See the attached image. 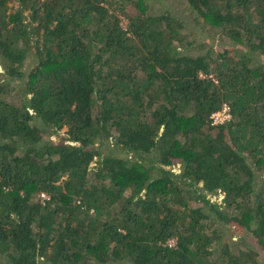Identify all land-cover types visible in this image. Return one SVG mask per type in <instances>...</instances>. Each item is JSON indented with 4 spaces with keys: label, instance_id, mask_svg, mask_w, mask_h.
<instances>
[{
    "label": "trees",
    "instance_id": "16d2710c",
    "mask_svg": "<svg viewBox=\"0 0 264 264\" xmlns=\"http://www.w3.org/2000/svg\"><path fill=\"white\" fill-rule=\"evenodd\" d=\"M9 1L0 0L8 264H259L241 245L231 251L218 220L264 247V0H187L249 49L213 57L182 52V21L147 0H19L14 11ZM128 5L136 12L124 27ZM224 103L231 119L212 125ZM65 126V140H51Z\"/></svg>",
    "mask_w": 264,
    "mask_h": 264
},
{
    "label": "rangeland",
    "instance_id": "374dc122",
    "mask_svg": "<svg viewBox=\"0 0 264 264\" xmlns=\"http://www.w3.org/2000/svg\"><path fill=\"white\" fill-rule=\"evenodd\" d=\"M151 5L152 9L158 13L164 11H169L175 17H178L184 24L183 32V45H180L182 52L190 54L192 56H215L217 52L223 51H232V52H243L248 49L246 46H241L240 44L235 43L228 37L221 35L219 30L210 26L203 18L199 16L196 10L188 3L187 0H147ZM11 11L16 10L19 7V0H10L9 1ZM122 20V25L126 27L128 19L127 15L133 14L136 12V9L133 6L128 5L126 11H118ZM231 49V50H230ZM249 50V49H248ZM31 55V53H30ZM212 56V57H213ZM254 58L261 59L258 53H253ZM263 59V58H262ZM264 61V59H263ZM31 59H27L26 64L29 66L31 64ZM33 65V63H32ZM31 65V66H32ZM19 87V86H18ZM68 128L65 126L58 133H51L50 138L53 141L60 142L65 140L66 132ZM216 131V130H215ZM110 143L113 142L111 139ZM107 147V145L105 146ZM104 147V148H105ZM130 155H133L132 153ZM92 165H95L93 163ZM180 165L176 167V171L180 172ZM259 176L257 177L256 187L259 189L262 183L264 182V173L259 171ZM222 197H211V200L215 203H219ZM252 199H255V196L252 195ZM229 214L235 215L236 212L231 210ZM215 216V214H213ZM217 218V215L215 216ZM218 220V219H217ZM221 226L223 238L229 243L230 249L233 253L237 252L242 248H246L250 251H253L255 254H258L259 264H264V247L258 242L257 237L252 233L251 230H247L240 224L236 222H223L220 219L218 220ZM172 241V240H171ZM174 243V242H173ZM0 264H8L7 257L3 254H0ZM88 264H103L94 259H91ZM105 264H133L131 261H118V262H109Z\"/></svg>",
    "mask_w": 264,
    "mask_h": 264
},
{
    "label": "built area",
    "instance_id": "2783aa9c",
    "mask_svg": "<svg viewBox=\"0 0 264 264\" xmlns=\"http://www.w3.org/2000/svg\"><path fill=\"white\" fill-rule=\"evenodd\" d=\"M211 119H212V125H219L224 123L225 121H228L231 119V114H230V107L227 103L223 104V107L212 113L211 115ZM38 197L43 200L48 198L49 196L42 192L41 194L38 195ZM174 242V243H173ZM175 244V239H172V241H169V245L172 246Z\"/></svg>",
    "mask_w": 264,
    "mask_h": 264
}]
</instances>
